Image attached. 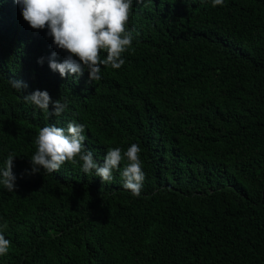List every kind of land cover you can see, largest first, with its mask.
I'll return each mask as SVG.
<instances>
[{"label":"trees","instance_id":"1","mask_svg":"<svg viewBox=\"0 0 264 264\" xmlns=\"http://www.w3.org/2000/svg\"><path fill=\"white\" fill-rule=\"evenodd\" d=\"M127 28L120 69L62 78L48 58L67 54L0 0V168L17 156L0 264H264V0H133ZM37 89L67 101L59 118L24 101ZM73 120L98 163L139 146V197L82 161L31 174L38 130Z\"/></svg>","mask_w":264,"mask_h":264},{"label":"clouds","instance_id":"2","mask_svg":"<svg viewBox=\"0 0 264 264\" xmlns=\"http://www.w3.org/2000/svg\"><path fill=\"white\" fill-rule=\"evenodd\" d=\"M23 19L34 30L47 29L53 45L67 55L57 61V53L48 58L49 67L62 78L70 75L79 79L84 72L90 81L102 78L104 68L120 69L125 63L122 54L132 45L133 35L127 28L133 0H15ZM143 4L144 0H136ZM213 7L223 5L224 0H212ZM105 54L102 58L101 54ZM38 63L43 64L44 58ZM11 86L19 91L28 87L22 80L12 79ZM24 101L42 111L45 120L59 118L67 109L62 97L53 101L48 91L39 89L23 96ZM50 105L51 110H50ZM83 124L74 120L66 127L48 124L38 130L34 138L35 153L30 157L31 174L44 170L46 174L59 172L66 162L77 165L82 161L81 171L101 178L102 183H111L113 171L120 172L122 187L139 197L145 180L140 148L132 144L126 151L108 148L102 162H97L91 150H84L86 137ZM15 153H9L4 167L0 168V185L16 191V176L13 173ZM124 163L120 168L121 162ZM11 241L0 232V256L8 254Z\"/></svg>","mask_w":264,"mask_h":264}]
</instances>
